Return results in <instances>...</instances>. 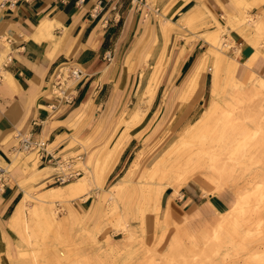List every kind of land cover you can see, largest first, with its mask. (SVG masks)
<instances>
[{
	"label": "rangeland",
	"instance_id": "1",
	"mask_svg": "<svg viewBox=\"0 0 264 264\" xmlns=\"http://www.w3.org/2000/svg\"><path fill=\"white\" fill-rule=\"evenodd\" d=\"M230 2L233 7L227 6L228 13L236 16L231 24L221 21L218 15L214 19L206 9L199 19L187 24V41L204 40L203 56L198 60L204 64L203 76L207 78L209 92L205 98L197 102L200 80L188 99L189 90H183L176 95L178 100L157 101L153 112L144 116L151 103L145 98L148 83L138 105L133 110L126 108L118 117L117 126L125 128L117 138L112 142L109 137L105 146L80 149L84 157L74 168L83 169V173L57 185L64 186L83 176L82 187L78 186L81 191L76 192L72 185L63 191L71 190L74 195L69 192L67 197L46 203L39 201L40 187L25 190L30 196L25 215L28 227L19 230L22 234L13 230L16 247L13 256L8 254L11 264H264V75L252 71L246 77L238 76L240 63L229 55L228 36L231 28H237L264 55V0ZM247 14L255 17V24L245 21ZM216 21L225 23L219 35L224 43L221 47L212 45L210 38ZM255 62L252 54L244 59L248 67ZM139 121L148 128L130 159L122 171L117 169L109 177L105 171L97 184L93 173L96 159L100 168L104 151L116 145L109 164L115 162L128 137L126 130ZM190 127L193 133L190 137L186 133L184 149H194L197 163L188 179L205 194L222 192L227 208L210 215L208 221L196 219L185 224L171 220L165 226L145 196L158 182L161 164L168 163L169 155L162 151ZM139 151L143 155L131 174L130 185L109 199L110 186L121 178ZM26 153L17 152V158ZM28 158L26 163L33 158L35 167L34 153ZM212 166L217 173L211 172ZM208 175L214 176V183L206 181ZM87 195L88 207L77 208ZM32 205L39 207L34 216ZM225 211L228 217L221 214Z\"/></svg>",
	"mask_w": 264,
	"mask_h": 264
},
{
	"label": "crops",
	"instance_id": "2",
	"mask_svg": "<svg viewBox=\"0 0 264 264\" xmlns=\"http://www.w3.org/2000/svg\"><path fill=\"white\" fill-rule=\"evenodd\" d=\"M223 2L227 11L233 7L230 0ZM195 5L196 0H20L13 6H0V52L10 49L13 53L12 61L0 68V163L9 167V179L0 189L2 264H11L8 254L15 252L8 220L23 195L29 196L25 190L40 187L42 194L57 187L51 183L57 162L74 168L84 157L80 149L105 146L109 137L113 142L125 128L117 126L118 117L142 100L159 63L161 72L144 116L153 112L157 101L177 100L180 85L203 56L204 40L187 41V25L179 21ZM204 7L214 19L218 15L225 20L217 0H204ZM164 16L176 23L167 34L161 25ZM5 35L9 41L3 39ZM228 36L229 55L240 63L238 76L252 71L263 76L264 55L259 53L252 67L244 65L255 46L237 28H231ZM66 61L82 71L74 98L51 107L48 76ZM206 83L205 74L197 102L209 92ZM147 128L139 121L126 130L128 137L107 177L117 169L122 171ZM16 131L42 139L53 155L51 160L35 159L33 167V158L26 163L31 151L18 159L12 147ZM88 196L77 208L88 207ZM226 203L222 192L205 194L189 181L175 193L172 186L165 188L158 216L163 217L168 206L173 221H208L210 215L225 210Z\"/></svg>",
	"mask_w": 264,
	"mask_h": 264
},
{
	"label": "bare ground",
	"instance_id": "3",
	"mask_svg": "<svg viewBox=\"0 0 264 264\" xmlns=\"http://www.w3.org/2000/svg\"><path fill=\"white\" fill-rule=\"evenodd\" d=\"M233 2V4L235 3L234 0H231ZM217 3H219V5H221V7L223 8V14L221 17H223L225 20H226V24H231L232 22V19H234V14H230L228 13L225 5H224V2L223 0H217ZM183 4V3H182ZM203 9H206L204 7V0H196V5L191 8L189 11H187V13H185L182 18L179 20L181 24L183 25H187L188 23L194 21V20H197L201 17L202 15V11ZM246 12V11H245ZM172 15V14H171ZM236 17V16H235ZM244 18V17H243ZM253 18L255 17H252V15L250 14H247L245 16V21L247 23H251V24H255V20H253ZM236 19V18H235ZM239 19V18H238ZM224 20V22H225ZM242 20V19H241ZM244 20V19H243ZM162 22V28H163V31L164 33L167 34V32H169V29L171 28V26H176V23L171 21L170 19H167L165 18H162L161 20ZM244 21V22H245ZM235 22V21H234ZM233 22V23H234ZM241 22V21H240ZM243 22V21H242ZM178 23V22H177ZM216 23V26L215 28L213 29L214 32H212V35H211V39H212V45L214 44L217 45V46H223L224 43L223 41H221V37L219 36L221 34V31L224 29V26L225 23H222L221 22H215ZM238 23V22H237ZM240 24V23H239ZM242 25V24H241ZM234 26V24H233ZM179 27V26H177ZM232 27V26H231ZM230 27V28H231ZM226 28V27H225ZM252 56L255 58V60L257 61V59L259 58V52H257L256 50H254V52L252 53ZM217 58V57H216ZM203 60V59H202ZM254 60V59H252ZM251 60V63L253 62ZM201 61V59H200ZM199 60L197 62H195V64L193 65V67L191 68V70L189 71V73L187 74V76L185 77L184 81L182 82V84L180 85V88H179V91H178V95H179V92L183 91V90H189V94L187 95V99L189 98V96L193 93V91L196 89V86L198 84V82L200 80L203 79V65L201 64ZM233 61V60H232ZM235 62V61H234ZM246 63V62H245ZM256 63V62H255ZM236 65V62L235 64ZM257 66V64H256ZM229 67V66H227ZM236 67V66H235ZM159 68V69H158ZM231 68L232 70V67H229ZM234 68V67H233ZM228 70V69H227ZM161 72V66L160 64H158L156 70H155V73H153V77L151 78V81L149 82V86L145 92V98L148 100L147 103H150L151 100H152V97L154 95V92H155V88H156V85H157V81H158V78H159V74ZM188 92V91H187ZM182 93V92H181ZM180 93V94H181ZM186 95V93L184 94ZM181 96V95H180ZM182 97V96H181ZM185 98V97H184ZM178 100V98H177ZM180 100V99H179ZM176 102V101H175ZM174 106V105H173ZM204 115V114H203ZM210 114L208 113L207 115H204L206 117H208ZM192 124V123H191ZM186 133H188V136L190 137L193 133V130L192 128L190 127L188 129L187 132L180 134L175 140H173L172 142H170L168 144V146L162 151L163 154L165 155H169V158H168V163L164 164L162 163V168L160 170V173L157 174V180L158 182L156 184H153L155 185L153 188H151L150 186V189L149 191L147 192L148 195H146L145 197H147V204H152L154 206V212L156 215H158V211H159V208H160V199H161V195L163 193V191L165 190V188L167 186H175V190L174 191H177L182 185H184L185 183L189 182L190 180L188 179L190 176L189 175V172H192L191 170L193 169V167L196 165L197 163V157H196V152L194 151V149L191 148H188V149H184V146L187 144L186 141H185V136ZM223 134V133H222ZM218 139V138H217ZM84 143V142H83ZM86 144V143H85ZM190 144V143H189ZM107 145V143H106ZM188 146V145H187ZM118 148V146H114L111 150H109V152L106 150L104 151L105 154L103 155V159L102 161L104 162V164H101L100 168H98V162H97V159L93 165V173L95 175V177L97 179V184L100 183L101 179H102V176L104 175L105 171L109 172L110 169L112 168L113 166V163L109 164L111 158L113 155H115V150ZM211 148H215L214 145L212 144L211 145ZM122 149V147L120 148V150ZM174 150V151H173ZM173 151V152H172ZM93 152V151H92ZM102 152V151H101ZM172 152V153H171ZM20 155V154H19ZM142 153L139 151L137 152L135 158H133V160L131 161L130 165L127 167V169L125 170L124 174L121 176V178L119 180H117L115 183H113L110 188H109V192L107 194V197H109V199H111L110 197H114V196H117L119 193L122 192V190L125 188L126 185H130L131 183V174L132 172L135 170V168L138 166L139 162H141V158H142ZM22 156V155H21ZM25 157V156H24ZM110 157V158H109ZM166 159V158H165ZM89 160V158H87V161ZM99 161V160H98ZM160 161V160H159ZM199 161V160H198ZM157 164H159L160 166V163L158 161H156ZM102 163V162H101ZM154 164V163H153ZM157 164H155L156 166H158ZM158 168V167H156ZM160 168V167H159ZM92 172V171H91ZM211 172L213 173H217V171H215V168L212 166L211 167ZM154 173V171H153ZM152 173V174H153ZM158 173V171H157ZM90 174V173H89ZM191 174V173H190ZM209 174V173H208ZM211 175V174H210ZM215 175V174H214ZM154 176V174H153ZM209 176V175H208ZM206 176V181L208 183H214L215 179H214V176ZM202 177V176H201ZM83 176L79 179H77L75 182H72V183H69V184H66L64 186H57V187H51L49 188L45 193H42L40 194L39 193V201L40 202H46V203H51L53 201H55L56 199L58 198H62V197H67L69 192L71 193L70 196L74 195L73 192H71L70 190L69 192L66 191L64 192L63 189L65 188H69L71 187L72 185H75V190L76 192H79L81 191V189L78 187H82V183H83ZM203 181V180H202ZM88 182V181H87ZM95 182V181H94ZM90 187V186H89ZM208 188V187H207ZM90 189V188H89ZM145 189V188H144ZM148 189V188H147ZM146 189V190H147ZM210 189V187H209ZM73 190V189H72ZM211 190V189H210ZM68 192V193H67ZM106 192V191H105ZM212 192V191H211ZM107 193V192H106ZM144 193V191H143ZM175 193V192H174ZM84 194V193H83ZM78 195V194H77ZM120 195V194H119ZM144 195V194H143ZM30 197V196H29ZM76 197V196H75ZM145 199V198H144ZM102 200V199H101ZM28 195H23V197L19 200L18 204L16 205L12 215L10 216L9 220H8V225L10 228H12L13 230L17 231V233H19V230L21 228H23V230L25 229L24 226H27V223L25 221V215H26V211L29 206L28 204ZM115 202V201H113ZM116 207V206H115ZM167 209L164 211V214H163V217L160 219L162 222H163V225H168L170 222H171V219H170V213H169V208L168 206H166ZM165 207V208H166ZM232 207V206H231ZM39 208V207H38ZM37 206L35 205H32L31 206V210H32V214L31 215H36L37 213ZM113 208V207H112ZM39 210V209H38ZM146 211V209H145ZM148 211V210H147ZM227 211L225 212H221V214L224 216H226L228 213H226ZM229 212V211H228ZM220 213V212H219ZM32 217V216H31ZM228 217V215H227ZM226 217V218H227ZM225 218V219H226ZM224 219V220H225ZM54 220V219H53ZM156 220H157V216H156ZM47 222V221H46ZM48 223V222H47ZM22 230V229H21ZM29 230V229H28ZM32 232V230H31ZM19 234H22V231L21 233ZM176 237V236H175ZM181 241V240H180ZM182 243V242H181ZM177 247V246H176ZM22 254V253H21Z\"/></svg>",
	"mask_w": 264,
	"mask_h": 264
},
{
	"label": "built area",
	"instance_id": "4",
	"mask_svg": "<svg viewBox=\"0 0 264 264\" xmlns=\"http://www.w3.org/2000/svg\"><path fill=\"white\" fill-rule=\"evenodd\" d=\"M20 0H0V6H13ZM9 41L10 37L3 38ZM13 59L10 49L0 52V68L7 66ZM81 68L74 62H62L56 65L48 76L49 92L54 101L50 103L55 107L59 103H69L73 100L76 91V82L81 76ZM12 147L16 152H33L38 160L49 161L53 155L46 149L42 139L33 137L30 133L16 131L13 135ZM79 156V154H77ZM57 169L52 174L51 183L62 184L82 174L80 168H70L65 161L56 163ZM9 179V169L0 163V189L6 185Z\"/></svg>",
	"mask_w": 264,
	"mask_h": 264
}]
</instances>
